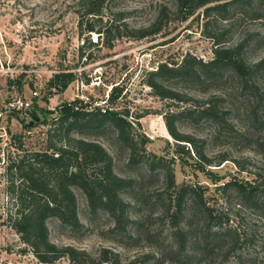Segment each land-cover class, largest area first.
I'll use <instances>...</instances> for the list:
<instances>
[{
	"label": "rangeland",
	"instance_id": "obj_1",
	"mask_svg": "<svg viewBox=\"0 0 264 264\" xmlns=\"http://www.w3.org/2000/svg\"><path fill=\"white\" fill-rule=\"evenodd\" d=\"M81 1L0 0V112L8 100L21 97L31 100L39 116L29 128L24 125H30V119L21 113L4 114L0 119V264H43L7 220L12 202L6 165L25 152L45 149L46 130L56 120L55 110L64 103L110 108L105 101L116 85L123 90L110 109L127 110L131 121L143 115L139 132L149 139L146 152L162 158L165 167L148 173L143 162L129 166L126 148L111 133L85 138L108 152L118 176L135 180L133 192L123 196L130 205L134 234L110 232L111 219L103 213L89 215L84 195L74 188L83 228L70 232L50 219V242L83 250L95 264H112L98 262L102 250L117 254L120 264H264V66L254 77L256 94L243 89L230 69L212 81H163L184 98L174 107L143 82L146 73L159 63H178L188 55L209 61L214 38L224 47L249 39L243 54L247 63L264 59V0H253L254 12L242 2L222 13L206 15L205 7L222 3L215 2L197 8L187 19H183L185 12L178 10L177 0H106L102 22L95 23L97 27L112 24L111 48L90 46L87 40L95 42V33L80 34ZM161 7L168 16L161 32L136 38L133 33L153 23ZM60 70L74 72L76 80L63 93L46 90L47 81ZM33 91L38 92V98L31 99ZM209 101L225 113L222 125L195 116L177 122L178 130L192 136L210 160L207 165L189 146L190 156L174 152V141L161 114L198 109ZM41 121L46 123L38 124ZM14 136H19V141ZM167 168L173 171L175 189H166ZM181 188L194 189L199 198L186 193L179 221L186 234L185 252L177 253L170 227L171 194ZM251 188H255L253 194H249ZM206 208L215 217L211 221L206 218ZM52 264L75 263L61 258Z\"/></svg>",
	"mask_w": 264,
	"mask_h": 264
},
{
	"label": "trees",
	"instance_id": "obj_2",
	"mask_svg": "<svg viewBox=\"0 0 264 264\" xmlns=\"http://www.w3.org/2000/svg\"><path fill=\"white\" fill-rule=\"evenodd\" d=\"M105 2L106 0H82L80 3L78 22L80 34L90 36L95 33L97 35L95 42L87 40L92 47L99 45L106 48L112 47L111 33L114 30L112 24L106 22L103 26L97 27L95 23L102 22ZM242 2L249 6V10L255 11L253 0L223 1L211 6L207 5L211 4L212 0H177V7L178 10L185 12L183 19H187L199 7L207 6L204 12L209 15L211 12L222 13L233 4ZM167 17L166 9L161 7L153 23L133 34L139 39L158 35ZM121 20H123L122 14L119 17V21ZM248 44L249 39H243L234 46L224 47L219 39L214 38L215 48L209 61L202 62L188 55L178 63H159L155 70L146 73L143 82L155 96L170 101V106L174 107L184 102V98L178 91L165 86L163 81L177 78L212 81L221 78L223 72L230 69L238 77L243 89L256 94L258 83L254 77L256 72L264 66V59L253 64L247 63L243 54ZM82 56L81 54L80 57ZM76 78L77 75L74 72L60 70L47 81L46 90L63 93ZM122 90V87L118 85L111 87L105 101L110 108L121 98ZM110 108H85L64 103L56 109V120L46 130L45 149L18 155L5 167L9 181L8 193L12 202V209L7 215V220L21 242L31 250L40 263L52 264L61 258H66L75 264H95L96 260L85 251L72 247H58L49 240L47 221L50 219L56 220L60 226L70 232H79L83 228L78 217L74 188L84 195L89 215L103 213L111 219L113 226L110 232L128 236L131 233L134 234L129 212L130 205L123 196L126 192H133L135 180L118 176L114 172L113 160L108 152L96 141L85 138H102L107 133L108 135L111 133L116 136V141L126 148L129 166L143 162L148 173H152L156 167H165V161L162 158H157L155 155L149 156L146 152L145 146L149 139L139 132V120L143 115H138L134 121H131L127 110L113 111ZM34 112L36 113V110ZM161 116L168 135L174 141V152L190 156L187 148L189 146L193 148L199 160L210 165V160L197 148L195 139L178 130L177 122L183 117L195 116L198 119H208L216 125H222L225 113L217 111L214 102L209 101L198 109L170 110ZM45 123L41 121L38 124ZM31 126L24 125L25 128ZM16 138L19 141L20 137L14 136V139ZM18 148L21 149L20 142ZM149 157L151 160L148 159ZM165 178L166 189H175L172 169H166ZM233 184L243 189L241 185ZM254 189L251 188L249 194H253ZM187 192L199 198L196 191L191 188H181L178 192L171 194L174 200L173 210L170 213V227L177 253L185 252L186 234L185 229L179 225V221ZM205 212L208 221L215 218L208 208ZM208 245L212 246V243L209 242ZM108 261L112 264H120L117 254L102 250L98 262Z\"/></svg>",
	"mask_w": 264,
	"mask_h": 264
},
{
	"label": "built area",
	"instance_id": "obj_3",
	"mask_svg": "<svg viewBox=\"0 0 264 264\" xmlns=\"http://www.w3.org/2000/svg\"><path fill=\"white\" fill-rule=\"evenodd\" d=\"M223 1H227V0H212V3L223 2ZM35 98H38L37 91H33L32 93L31 99H35ZM34 108H35V105L32 104L31 100L23 99L21 97H15V98L8 100L5 103L4 109L0 112V119L2 118V115L4 114L21 113L24 115V117H28L31 122L32 120L31 114L35 113Z\"/></svg>",
	"mask_w": 264,
	"mask_h": 264
},
{
	"label": "water",
	"instance_id": "obj_4",
	"mask_svg": "<svg viewBox=\"0 0 264 264\" xmlns=\"http://www.w3.org/2000/svg\"><path fill=\"white\" fill-rule=\"evenodd\" d=\"M31 118H32V120L30 122V125L39 121V117L37 116L36 113H32Z\"/></svg>",
	"mask_w": 264,
	"mask_h": 264
}]
</instances>
